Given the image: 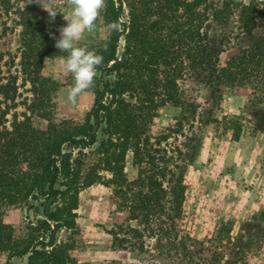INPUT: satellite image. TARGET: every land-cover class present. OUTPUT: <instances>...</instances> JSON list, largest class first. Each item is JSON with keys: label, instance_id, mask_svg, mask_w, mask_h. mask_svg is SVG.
I'll use <instances>...</instances> for the list:
<instances>
[{"label": "trees", "instance_id": "trees-1", "mask_svg": "<svg viewBox=\"0 0 264 264\" xmlns=\"http://www.w3.org/2000/svg\"><path fill=\"white\" fill-rule=\"evenodd\" d=\"M24 2L0 0V40L18 35L15 53L5 42L0 47V251L26 255V264H77L56 247V233L70 222L62 210L50 206L79 182L81 155L97 142L96 131L103 123L106 136L96 148L100 155L85 179L93 183L101 178L97 163L109 172L104 183L110 198L127 212L128 221H135L114 231L122 233L118 240L124 247L148 254L150 264L249 263V248L242 243L237 244V259L196 246L183 225V201L191 160L185 149L193 148L196 133L197 87L206 86L214 98L220 85L235 91L248 83L264 87L261 35L226 67L220 66V55L232 40L255 29L260 17L256 0H106L104 16L111 25L119 24V30L112 29L107 41L89 48L104 57L97 70L112 72L115 78H95L86 122L72 132L56 128L45 110L50 87L41 68L50 35L37 4L24 8ZM126 7L128 18L123 20ZM120 39L124 51L118 56ZM20 84L29 85L31 96L19 98ZM165 104L179 108L180 114L154 134L149 124ZM35 115L48 120L45 128L35 123ZM185 125L191 135L169 142L171 135H183ZM65 146L76 148L77 155ZM128 149L135 171L131 178L124 171ZM32 199H42L44 217L31 224L28 239L19 243L3 220L5 207L19 201L32 207ZM76 205L74 197L72 207Z\"/></svg>", "mask_w": 264, "mask_h": 264}, {"label": "rangeland", "instance_id": "rangeland-1", "mask_svg": "<svg viewBox=\"0 0 264 264\" xmlns=\"http://www.w3.org/2000/svg\"><path fill=\"white\" fill-rule=\"evenodd\" d=\"M235 1L248 3L250 0ZM256 2L260 17L255 29L251 34L239 33L232 40L220 55L221 68L227 66L231 57L248 47L254 37H264V0ZM37 6L48 32L55 33L58 38L59 27L67 23L63 15L57 14L55 20L49 23L48 12ZM46 6L56 7V0H51ZM57 10L67 11L64 7ZM103 10L95 31L86 34L82 42L88 47L101 45L112 33ZM127 18L126 7L121 19ZM17 40V32L10 33L0 40V47L3 48L5 42L15 53ZM54 43L50 37L43 50L41 73L49 81L51 99L45 110L56 128L72 132L86 122L95 94L88 90L81 94L75 105L67 102L72 77L64 73L60 65V55L66 53L54 47ZM123 51L124 41L120 39L117 55L121 56ZM102 74L97 70L98 81ZM114 78V73L106 74V79ZM180 82L184 84V81ZM28 89V84H20V99L31 96ZM194 95L199 106L194 122L196 133H192L195 136L193 148L185 149L187 159L191 160L184 174V228L196 246L221 250L226 257L237 259V244L242 243L249 248V263L239 264H264V87L261 89L254 83H248L245 89L235 91L220 85L214 98L209 88L200 85ZM19 110H23V106ZM179 114L180 109L170 104L158 107L149 124L151 131L157 134L165 130ZM34 121L43 128L48 123L47 119L37 115ZM90 122L94 124L92 119ZM103 126L101 123L97 128V142L81 155L83 167L79 182L50 206L62 210L70 222L56 233V247L77 264H150L148 254L124 247L118 240L122 233L114 234L119 230L118 225H135V221H128L127 212L110 198V187L104 183L110 174L102 169V163L96 165V172L101 176L98 181L88 183L85 179L86 174L92 173L90 167L100 155L96 148L106 136ZM186 135H191L188 125H185L182 136L173 134L168 140L179 143L186 140ZM65 148L71 150L73 156L77 155L76 148ZM132 156V150H126L124 171L128 178L135 173ZM74 197L77 198V205L72 207ZM31 202L32 207L20 201L5 207L3 220L12 226L13 235L19 243L28 239L31 224L44 217L42 199H32ZM0 264H26V255L0 251Z\"/></svg>", "mask_w": 264, "mask_h": 264}, {"label": "clouds", "instance_id": "clouds-1", "mask_svg": "<svg viewBox=\"0 0 264 264\" xmlns=\"http://www.w3.org/2000/svg\"><path fill=\"white\" fill-rule=\"evenodd\" d=\"M38 4L49 14V23L55 20L57 14H62L66 25L60 26L59 37L50 32L55 41L54 47L66 55H60V65L66 74L72 77V86L67 92L66 100L75 105L82 93L95 87L97 69L104 62V57L82 42L86 34H92L106 0H56V7H48L51 0H25L23 7L28 4ZM64 7L67 11H58ZM113 30H119V24L110 25Z\"/></svg>", "mask_w": 264, "mask_h": 264}, {"label": "water", "instance_id": "water-1", "mask_svg": "<svg viewBox=\"0 0 264 264\" xmlns=\"http://www.w3.org/2000/svg\"><path fill=\"white\" fill-rule=\"evenodd\" d=\"M102 75H103V79L105 80L106 79V71H103V74ZM95 131H96V124H94V126H93V132H95ZM50 203H51V200L49 199L47 201V203H46V208L49 207Z\"/></svg>", "mask_w": 264, "mask_h": 264}]
</instances>
